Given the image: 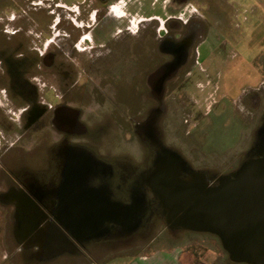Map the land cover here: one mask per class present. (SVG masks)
<instances>
[{"label":"rangeland","instance_id":"rangeland-1","mask_svg":"<svg viewBox=\"0 0 264 264\" xmlns=\"http://www.w3.org/2000/svg\"><path fill=\"white\" fill-rule=\"evenodd\" d=\"M169 20L178 26L191 21L200 32L187 66L164 84L158 104L153 92H148L147 81L146 92L140 94L130 83L142 66L147 77L171 58L153 37L166 36L159 29L166 28ZM137 26L144 28L143 39L135 34ZM126 27L128 40L111 36ZM169 35L176 42L185 38L174 30ZM108 73L111 76L105 79ZM113 81L120 89L114 90ZM95 90L111 94L114 106L144 105L148 111L152 105H161L163 117L154 127L158 126L163 143L175 151L164 150L149 165L151 172L142 183L146 202L149 196L153 199L149 183L161 167L176 170L180 178L189 169L192 176H202L210 185L206 170L222 175L247 161L241 153L253 143L263 114L264 0H0V264H91L92 259L107 264L108 256L149 252L170 239L192 252V264H248L232 261L214 235L169 229L167 212L157 197L160 221L156 219L143 237L140 232L139 237L130 238L129 244L118 238L90 245L88 237L77 241L67 233L64 237L71 243L65 245L34 239L36 232L48 228L44 217L50 215L41 209L39 222L28 225L24 212L11 205L12 197L20 183L31 185L32 178L41 179L49 169V146L51 155L59 154L53 145L59 139L52 127L57 126L59 107L64 106L70 115L82 108L81 120L93 124L91 112L101 101ZM252 95L258 98L257 105L252 104ZM30 105L31 117L25 113ZM105 107L111 110L112 104ZM147 124L152 131L153 125ZM109 139L114 141L116 135ZM137 144L125 145L131 156H137L143 146L150 159V145ZM64 150L70 159L81 156L72 148ZM82 184L76 177L75 188ZM96 192L106 198L105 190ZM50 211L57 215L58 208ZM148 219L146 212L144 223ZM158 234L157 243L147 246Z\"/></svg>","mask_w":264,"mask_h":264},{"label":"flooded vegetation","instance_id":"flooded-vegetation-1","mask_svg":"<svg viewBox=\"0 0 264 264\" xmlns=\"http://www.w3.org/2000/svg\"><path fill=\"white\" fill-rule=\"evenodd\" d=\"M175 23V21L169 20L166 28L159 29L165 31V37L162 38L157 34L153 36L157 47H162L166 54H171V58L166 60L162 66L155 68L151 74H147V77L144 66H142L138 75L136 74L135 78L133 77V82L130 83L132 89L140 94L146 92L147 81L148 92H153L158 104L164 92V84L173 79L179 70L187 66L190 50L195 47V41L199 38L200 31L195 24H191V21L181 23L179 26ZM102 26L98 29H101ZM136 28L135 34L139 39H143L144 28L140 26ZM173 30L184 33L185 38L176 42V37L169 35ZM128 31L130 30L126 27L111 36H114L116 40L124 38L128 40ZM118 34L119 36H117ZM98 38L101 39L99 35ZM109 76L111 75L108 73L105 79H108ZM118 77L119 75L116 76V78ZM113 82H110V85L115 87L114 90L120 89L116 87L117 82ZM63 92L64 90H62ZM94 92L98 93L99 91L95 90ZM99 94H101L99 99L101 101L98 107L91 112L90 121L93 122L91 126L89 122L86 124L81 120L82 108H79V111L74 109V115L65 114L64 106L57 109V113H60L56 120L57 126L52 127L53 133H56L59 139L53 143L56 145L55 148L60 150L59 154L51 155L49 146V169L42 174L41 179L32 178L33 185L20 183V187L12 197L11 205L24 212L23 215L26 217L24 220L28 225L39 222L37 212L41 209L50 215L51 219L44 217L45 226L48 228L33 235L36 240H52L65 245L68 242L71 243V240L64 237L67 233L69 236L72 234L71 237L77 241H79V237H88L90 245L100 239L103 242L113 239L117 242L121 240L118 238H125L129 244L130 238L139 237L140 232L143 237L152 230L156 219L160 221L161 216L156 208V206L160 207L159 202L155 201L157 199L155 194L153 199L149 196V201H145V190L142 183L144 177L151 172L152 165H149L154 164L164 150L175 151L163 143L158 126L154 127V124L163 117L161 105H152L148 111L145 110L144 105L133 106L129 103H121L122 107L118 104L114 106L111 94L107 92L104 94L99 92ZM121 96L125 97V94H121ZM137 96L139 97V95ZM252 99V104L257 105L258 98L252 95ZM119 101L123 102V99H119ZM105 104L109 106L112 104V109L106 108ZM260 107L263 114L259 119L257 131H254L255 139L248 150L241 153L242 156L248 158L247 161L264 156V105L261 104ZM32 112L33 105H30L26 108L25 113L31 117ZM40 118L43 119V115L37 117L34 122ZM147 123L153 125L152 131ZM46 124L48 125L47 122ZM145 127L147 131L141 133L140 129H145ZM130 133L131 135L128 136ZM112 134L116 135L114 141L109 139ZM252 137L251 135L250 138L252 139ZM130 141H135L138 143L137 145L141 146L147 142L150 145L151 153H153L152 156H148L150 159H146L143 146L137 156H131L129 149L127 146L125 147ZM119 145H124L122 150L118 148ZM67 147L72 148L81 156L75 159L71 158V160L70 156H65L64 148ZM242 162L244 163L246 160H242ZM243 163L241 164L243 165ZM70 166H72L71 170ZM240 166L231 168L222 175L210 170H206L204 173L210 186H217L222 177L233 176ZM180 176L190 178L192 171L189 169L183 171ZM76 177L83 180L82 186L78 189L75 188L77 187L75 185ZM71 187L73 190L70 189ZM102 189L107 193L106 198L96 192ZM55 208H58L57 215L50 211ZM146 212H148L149 219L144 223ZM54 219L61 225L62 230L56 226ZM76 220H81L80 223L83 225L89 222L91 226L76 228L79 226ZM132 226L138 228L134 230ZM167 227L170 229L168 225ZM171 231L176 230L171 229ZM106 236L109 237L105 238ZM92 239L96 240L91 241Z\"/></svg>","mask_w":264,"mask_h":264},{"label":"water","instance_id":"water-1","mask_svg":"<svg viewBox=\"0 0 264 264\" xmlns=\"http://www.w3.org/2000/svg\"><path fill=\"white\" fill-rule=\"evenodd\" d=\"M153 180L169 227L216 236L234 262L264 264V156L246 161L217 186L163 167Z\"/></svg>","mask_w":264,"mask_h":264},{"label":"crops","instance_id":"crops-1","mask_svg":"<svg viewBox=\"0 0 264 264\" xmlns=\"http://www.w3.org/2000/svg\"><path fill=\"white\" fill-rule=\"evenodd\" d=\"M158 237L152 239L148 245L156 244ZM170 239V238H169ZM183 243L174 242L171 239L167 245L151 249L149 252H140L133 255L117 254L105 259L107 264H192L194 255L185 249ZM200 262L203 260L198 258ZM91 264H99L97 259H92Z\"/></svg>","mask_w":264,"mask_h":264},{"label":"bare ground","instance_id":"bare-ground-1","mask_svg":"<svg viewBox=\"0 0 264 264\" xmlns=\"http://www.w3.org/2000/svg\"><path fill=\"white\" fill-rule=\"evenodd\" d=\"M155 183H156V181L153 180V181L150 183V186H152L153 188H155ZM94 214H95V213H94ZM91 219H92V218H91ZM104 219H105V218H104ZM80 221H81V220H76L77 224L79 225V226H76V228H83L84 226H86V227H87V226H91V224H89V222L83 225V224L80 223ZM75 224H76V223H75Z\"/></svg>","mask_w":264,"mask_h":264}]
</instances>
